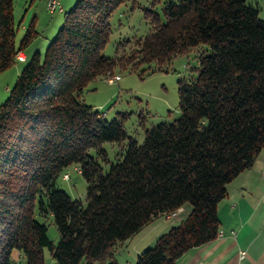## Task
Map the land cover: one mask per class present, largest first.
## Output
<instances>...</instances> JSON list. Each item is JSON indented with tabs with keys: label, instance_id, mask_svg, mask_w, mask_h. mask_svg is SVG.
<instances>
[{
	"label": "trees",
	"instance_id": "16d2710c",
	"mask_svg": "<svg viewBox=\"0 0 264 264\" xmlns=\"http://www.w3.org/2000/svg\"><path fill=\"white\" fill-rule=\"evenodd\" d=\"M127 0H77L43 53L34 52L0 105V264H118L111 249L159 216L188 213L134 264H177L215 239L226 185L264 148V20L245 0H165L152 30L127 53L102 55L109 17ZM135 2V0H131ZM157 1V0H156ZM35 21L16 42L13 0H0V72L26 54ZM198 46L196 76L178 81V116L129 136L125 118L107 122L81 96L116 70L160 69ZM27 55V54H26ZM27 59V58H26ZM104 142L119 144L108 169ZM125 142V145H123ZM86 181L85 203L59 189L70 165ZM51 218L58 241L41 218Z\"/></svg>",
	"mask_w": 264,
	"mask_h": 264
},
{
	"label": "rangeland",
	"instance_id": "374dc122",
	"mask_svg": "<svg viewBox=\"0 0 264 264\" xmlns=\"http://www.w3.org/2000/svg\"><path fill=\"white\" fill-rule=\"evenodd\" d=\"M49 0H13V16L16 28V42L24 35L31 20L35 21V29L40 33L39 38L27 49V59L16 61L6 70L0 72V105L5 101L10 88L14 85L19 71L28 62L31 55L38 51L43 53L50 40L60 28L64 13L71 9L77 0H59L61 10L54 13L47 9ZM165 0H131L119 4L109 17L110 33L102 50L107 58L123 55L132 47V42L145 36L152 30L149 11L162 12ZM248 4L257 5L259 17L264 20V0H245ZM206 46L193 48L186 54L174 57L170 62L161 65L160 69L115 70L90 81L81 96L82 102L91 106L92 110L107 122L124 115L122 121L125 132L141 143L146 129L159 124L170 122L178 114V81L196 76L198 57ZM23 55V54H21ZM17 57V55H16ZM18 60V59H17ZM125 145V142H123ZM102 148L106 153V160L99 161L96 151L91 149L89 154L96 157L103 171L108 169L110 162L115 159L119 144L104 142ZM56 179L57 187L65 191L70 197L85 203L86 181L79 172V166L70 165ZM67 175V177H65ZM47 225V235L56 243L58 232L52 219L41 218ZM160 226H164L161 223ZM141 233L125 240L118 241L111 249V256L118 264H134L137 257L135 247L139 244L141 251L151 247L152 242L142 241ZM145 243V246H144ZM45 262H50L48 250L44 249ZM13 264H25V260L18 251L12 252ZM94 264H97L94 262Z\"/></svg>",
	"mask_w": 264,
	"mask_h": 264
},
{
	"label": "crops",
	"instance_id": "0c3cea01",
	"mask_svg": "<svg viewBox=\"0 0 264 264\" xmlns=\"http://www.w3.org/2000/svg\"><path fill=\"white\" fill-rule=\"evenodd\" d=\"M20 53L26 60L27 55ZM263 166L264 148L250 167L226 185L227 193L217 204L218 231L222 234L210 242L188 249L178 258L177 264H264ZM178 210L174 217L159 216L141 228L137 233L147 230L140 236L142 241L154 244L161 233L188 213L189 208L184 206ZM161 223L164 226H160ZM139 244L135 247L137 254L143 246ZM241 251L245 252L242 258Z\"/></svg>",
	"mask_w": 264,
	"mask_h": 264
},
{
	"label": "built area",
	"instance_id": "2783aa9c",
	"mask_svg": "<svg viewBox=\"0 0 264 264\" xmlns=\"http://www.w3.org/2000/svg\"><path fill=\"white\" fill-rule=\"evenodd\" d=\"M61 6H60V3H59V0H49L48 2H47V9L49 10V12H51V13H54L55 12V10L56 9H58V10H61ZM16 59H18V61H20V60H24L25 59V57H24V55H21V53L19 52V53H17V57H16ZM261 175H262V177H263V179H264V166H263V168H262V170H261ZM65 177H67V175H65ZM178 209L177 210H175L174 212H171L170 214H168V216L169 217H174V216H176L177 214H178ZM222 234V232H219L218 231V233H217V235H221ZM216 235V236H217ZM244 251H241L240 252V258H242L243 256H244Z\"/></svg>",
	"mask_w": 264,
	"mask_h": 264
}]
</instances>
